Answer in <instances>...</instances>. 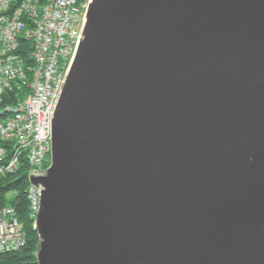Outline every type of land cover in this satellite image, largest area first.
Returning a JSON list of instances; mask_svg holds the SVG:
<instances>
[{
	"label": "water",
	"instance_id": "95a60500",
	"mask_svg": "<svg viewBox=\"0 0 264 264\" xmlns=\"http://www.w3.org/2000/svg\"><path fill=\"white\" fill-rule=\"evenodd\" d=\"M52 142L38 264H264V0H92Z\"/></svg>",
	"mask_w": 264,
	"mask_h": 264
},
{
	"label": "built area",
	"instance_id": "2783aa9c",
	"mask_svg": "<svg viewBox=\"0 0 264 264\" xmlns=\"http://www.w3.org/2000/svg\"><path fill=\"white\" fill-rule=\"evenodd\" d=\"M91 2L0 0V179L25 168L35 226L44 186L32 178L51 166L54 115ZM25 244L15 207H1L0 253Z\"/></svg>",
	"mask_w": 264,
	"mask_h": 264
},
{
	"label": "trees",
	"instance_id": "16d2710c",
	"mask_svg": "<svg viewBox=\"0 0 264 264\" xmlns=\"http://www.w3.org/2000/svg\"><path fill=\"white\" fill-rule=\"evenodd\" d=\"M28 185L24 167L0 179V208L6 205L14 206L26 234V244L20 250L0 253V264H38L36 254L40 239L34 220L29 215ZM10 192H14L15 196L9 198Z\"/></svg>",
	"mask_w": 264,
	"mask_h": 264
},
{
	"label": "rangeland",
	"instance_id": "374dc122",
	"mask_svg": "<svg viewBox=\"0 0 264 264\" xmlns=\"http://www.w3.org/2000/svg\"><path fill=\"white\" fill-rule=\"evenodd\" d=\"M15 196V193L14 192H10L9 194H8V197L9 198H12V197H14Z\"/></svg>",
	"mask_w": 264,
	"mask_h": 264
}]
</instances>
